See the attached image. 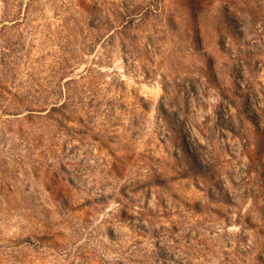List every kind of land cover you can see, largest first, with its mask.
<instances>
[{"label":"rangeland","instance_id":"rangeland-1","mask_svg":"<svg viewBox=\"0 0 264 264\" xmlns=\"http://www.w3.org/2000/svg\"><path fill=\"white\" fill-rule=\"evenodd\" d=\"M0 264H264V0H0Z\"/></svg>","mask_w":264,"mask_h":264}]
</instances>
